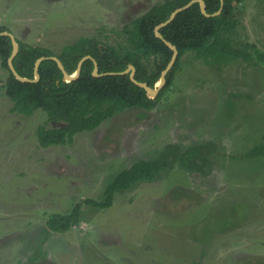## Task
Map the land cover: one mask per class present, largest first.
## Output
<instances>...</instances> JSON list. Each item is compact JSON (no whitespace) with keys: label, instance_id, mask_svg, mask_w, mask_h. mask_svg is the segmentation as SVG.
<instances>
[{"label":"rangeland","instance_id":"1","mask_svg":"<svg viewBox=\"0 0 264 264\" xmlns=\"http://www.w3.org/2000/svg\"><path fill=\"white\" fill-rule=\"evenodd\" d=\"M163 1L0 0V26L55 54L83 37L125 53L124 28ZM232 18L250 60L207 65L186 52L153 109L116 113L64 145H39L44 110L11 111L0 65V264H264V152H253L264 151V0H243ZM209 141L217 151L200 172L176 161L108 207L84 202L102 201L118 172L167 144ZM75 205L77 224L45 231Z\"/></svg>","mask_w":264,"mask_h":264},{"label":"trees","instance_id":"2","mask_svg":"<svg viewBox=\"0 0 264 264\" xmlns=\"http://www.w3.org/2000/svg\"><path fill=\"white\" fill-rule=\"evenodd\" d=\"M189 0H164L154 4L141 16L131 21L132 29L125 27L132 49L121 53L113 46L90 38H81L64 46L58 54L40 45L25 43L16 38L18 52L13 58L17 73L32 79L35 60L41 56H56L67 73L73 74L78 61L91 55L98 64L99 72H118L134 65V78L154 87L161 72L168 64L172 50L154 33V28L165 21L170 13ZM243 0H223L222 10L216 16H204L197 2L179 12L167 25L159 29L163 38L176 46L178 56L165 76V85L155 98L133 83L128 74L92 75L93 62L86 59L77 78L65 81L62 71L52 59H44L38 67L39 80L23 82L10 71L7 59L12 51L8 36H0V65L8 71L4 82L5 94L13 102L11 111L31 116L36 109L46 112L47 118L36 129L41 147L64 145L80 132L92 131L116 113L129 108L153 109L162 93L170 87L186 52H193L197 59L207 65H227L235 59L252 58L249 51L237 47L230 34L237 26L232 18L235 6ZM207 13L220 7V0H204ZM7 30L0 26V32ZM159 56L160 62L148 69L143 59ZM63 123L60 127H48V123ZM217 146L211 141L201 145L180 148L167 144L160 154L150 160H139L122 169L106 186L102 201L85 200L86 204L108 207L117 192L124 191L143 180H153L174 162L192 172H200L210 161ZM253 152H264L254 148ZM80 206L75 205L69 213L53 214L47 221L49 231L65 232L79 222ZM46 233V232H45Z\"/></svg>","mask_w":264,"mask_h":264},{"label":"water","instance_id":"3","mask_svg":"<svg viewBox=\"0 0 264 264\" xmlns=\"http://www.w3.org/2000/svg\"><path fill=\"white\" fill-rule=\"evenodd\" d=\"M195 2H197L199 4V8H200L201 13L204 16H207V17L219 15L221 10H222L223 0H220L219 9L217 11H215L214 13H211V14L206 12L204 0H189L183 6L174 9L170 13L169 17L165 21L161 22L160 24H158L154 28L155 35L158 38H160L172 50V55H171V58H170L168 64L166 65L164 70L161 72V74H160V76H159V78H158V80H157V82H156V84H155V86L153 88L150 87L146 82L138 81V80H136L134 78V74H135L134 65L129 64L126 69H124L122 71H118V72H113V71L99 72L98 71L97 61L89 54L84 55L83 57L80 58V60L77 63V66H76V70L74 71L73 74H69V73L66 72V70L64 69L63 64L61 63V61L56 56H41V57H38L35 60V63H34V68H33L34 77L32 79L27 78V77H23V76H21V75H19L17 73V71L15 70L14 65H13V58L16 56V54L18 52V49H19L16 37L10 31L4 30V31L0 32V36H2V35L8 36L10 38L11 44H12V51H11L10 56L7 59L8 67H9L10 71L13 73V75L17 79H19L20 81H23V82H36V81L39 80L38 67H39L41 61H43L44 59H52V60H54L57 63L58 68L62 71L64 80L65 81H71V80H73V79L78 77V75L80 73V70H81L82 63L86 59H91L92 62H93V71H92V75L93 76L98 77V76H104V75L128 74L130 80L133 83H135L139 87H142L147 92V95L150 98H155L158 95V93L160 92V90L164 87V85L166 83L165 76L170 71V69L173 67V65H174V63L176 61V58L178 56V50H177L176 46L173 45L171 42L167 41L165 38H163V36L160 33L159 29L161 27L169 24L179 12L187 9L188 7H190Z\"/></svg>","mask_w":264,"mask_h":264}]
</instances>
